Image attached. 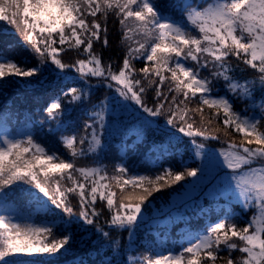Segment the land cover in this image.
Returning <instances> with one entry per match:
<instances>
[{
  "label": "trees",
  "instance_id": "16d2710c",
  "mask_svg": "<svg viewBox=\"0 0 264 264\" xmlns=\"http://www.w3.org/2000/svg\"><path fill=\"white\" fill-rule=\"evenodd\" d=\"M193 1L0 0V61L18 73L0 87V141H21L0 159V209L47 225L13 237L0 222V264H250L243 236L256 211L215 188L168 207L200 175L203 150L259 151L264 168L254 146L264 145V20L251 47L226 27L203 30ZM162 20L183 37L162 34ZM254 114L256 127L243 128Z\"/></svg>",
  "mask_w": 264,
  "mask_h": 264
},
{
  "label": "rangeland",
  "instance_id": "374dc122",
  "mask_svg": "<svg viewBox=\"0 0 264 264\" xmlns=\"http://www.w3.org/2000/svg\"><path fill=\"white\" fill-rule=\"evenodd\" d=\"M62 1L64 4L67 2V0ZM196 2L200 5L199 10L192 11L193 14L191 13L192 16L189 17L201 21L204 28L203 30L214 33L216 29L226 27L224 32L230 35L233 40L239 41L240 38H244V41L250 42L251 47L255 46L257 42L256 40L258 39L255 36L257 35L255 30L256 26H263L264 0H221L220 3H213L207 7L203 4L206 3L207 0H196ZM50 4L51 6L53 5V3ZM32 8V4L27 3V9L30 10ZM0 17L7 18V16L4 15V10L1 6ZM16 18L18 17L16 16ZM158 25L167 27L164 28L165 30L161 28L162 34L169 33L183 37V30L178 26L171 25L169 27L165 20H162ZM18 26H20V32H22L24 36H27V31L24 26L19 23ZM190 44L193 47H197L196 50H194L197 53L208 50L207 44L199 46L196 45V43L193 44L192 41ZM190 44L184 46V49H182L183 52L190 53L188 50ZM172 51V49L165 48L163 50L164 56L161 55V58L165 60L172 55ZM256 57L261 58L264 57V55L260 56L258 53ZM29 64L30 61H24L20 65L22 68H27L28 66H32ZM15 68L17 67L14 62L7 59L0 61V87H6L7 82L9 83V81L13 80V76L18 74L14 70ZM33 68L37 69L34 66ZM183 69L185 71L188 70L186 67H183ZM189 72H186L187 76H190L186 87L188 85L191 87L193 78H195L194 74ZM183 77L185 76L183 75ZM179 80L183 79L179 77ZM189 86L186 88V91L189 89ZM212 103L224 105V102L221 99H214ZM51 106L52 105H50V107ZM259 109L264 110V103H262ZM203 122H207L206 119L197 116L196 125L199 126V124H202ZM240 122L243 128H250L251 130L254 126L256 127V114H254L253 117L242 119ZM257 144L258 145L254 144V146H258L260 150L264 149L263 144ZM12 146L21 147V141H9L7 139L0 141V159L6 158L9 155L10 147ZM261 155L262 154L257 151V153H250L249 156H245L244 154L233 152L232 149L220 150V152L211 150L201 151L200 175L191 177V183L189 185L192 183L193 185L189 186L187 189L180 188L182 187V181H184L183 178L181 184L178 185V188L184 191L179 195H174L173 199L170 201L171 204L168 206L172 209L170 213L174 214L181 208H185L194 203L197 198H200L203 195V193L204 196H208V193L215 188V190L221 191L225 197H229L232 202L240 205L241 213H245L247 209L256 211V217H253L252 219L253 227L246 229L244 232L246 235L243 236V239L249 242L248 253L250 264H259L264 258L261 244L262 234L264 233V168L262 167V160L259 158ZM253 159L256 160L254 161ZM165 171L169 170L166 168ZM131 179L142 180L143 175L133 174ZM177 182L178 181L176 180L175 183H162L149 188V191L147 192L149 194H156L165 186L176 185ZM206 183H208L207 187L205 186ZM144 185L145 184L139 187L138 184L137 187H142L144 190ZM0 198L2 199V197ZM0 222L5 228L9 229L13 237L30 236L34 232L47 230V225L44 226V224H41L40 226H37L32 221L30 215L27 214L23 216L10 206H3L0 209ZM216 223V225L209 226L208 230L210 229L209 231H212L222 224L221 220H218ZM197 241L198 240L188 242L187 248L192 249L191 246L195 244L193 242ZM159 255L165 257L166 254L162 252ZM175 261L177 262L176 259ZM163 264H169V262L163 261Z\"/></svg>",
  "mask_w": 264,
  "mask_h": 264
}]
</instances>
